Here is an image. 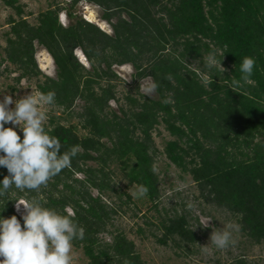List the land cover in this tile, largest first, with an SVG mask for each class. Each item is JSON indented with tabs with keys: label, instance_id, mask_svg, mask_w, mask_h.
I'll return each instance as SVG.
<instances>
[{
	"label": "trees",
	"instance_id": "1",
	"mask_svg": "<svg viewBox=\"0 0 264 264\" xmlns=\"http://www.w3.org/2000/svg\"><path fill=\"white\" fill-rule=\"evenodd\" d=\"M80 1L69 0V7ZM86 1L101 9L100 18L110 25V33L73 16L71 10L66 14L73 20L63 26L59 2L30 23L21 5H14L16 0H5L18 17L8 18L0 62L15 65L16 80L37 79L41 71L35 43L45 48L56 75L37 79L36 89L40 95L54 94L52 104L79 120L66 125L55 114L49 118L50 125L44 127L59 140L61 154L76 147L77 155L70 167L38 190L13 186L0 197V215H17L13 205L19 198L40 202L71 217L83 230V239L72 243L82 248L89 264H145L132 240L107 228L116 211L104 195L116 191L110 176V165L116 163L127 184L146 189L145 197L156 203L158 151L152 134L163 123L172 137L161 151L169 162L190 174L204 202L235 215L251 242H264V0ZM75 48L89 68L76 58ZM207 55L222 59L223 74L205 66ZM245 58L255 62L246 81L240 72ZM125 63L134 69V87L122 94L126 105L118 107V114L108 104L119 100L112 66ZM145 77L151 78L156 98L139 93L137 81ZM77 99L82 105L74 112ZM80 128L84 133L78 134ZM6 175L7 169L0 168V180ZM161 231L162 244L199 239L185 213L163 219ZM104 233L109 241L100 237Z\"/></svg>",
	"mask_w": 264,
	"mask_h": 264
},
{
	"label": "rangeland",
	"instance_id": "2",
	"mask_svg": "<svg viewBox=\"0 0 264 264\" xmlns=\"http://www.w3.org/2000/svg\"><path fill=\"white\" fill-rule=\"evenodd\" d=\"M54 2H59L62 6L58 14V20L63 26L68 25L73 20L66 14L68 10H71L73 16H80L86 20L88 13L97 15L98 19L107 26L106 29L108 30H104L111 32L110 25L100 18L101 9L86 0H81L72 8L69 7V0H16L14 5H21L22 16L30 23H35L37 14ZM10 16L18 17L15 8L7 4L5 0H0V59L4 57L6 32L10 28L7 22ZM94 23L99 24L98 22ZM74 52L82 56L79 48H75ZM34 56L41 71L37 79H42L43 75L55 77V64L47 50L35 43ZM45 56L49 59L47 63ZM81 56L80 58L85 60H82V64L89 68L88 61ZM209 56L207 55L206 57ZM194 64L196 62L191 63L192 67H194ZM112 69L118 76V80L115 81V91L119 100L111 99L108 104L110 110L119 114L118 107L122 104L126 105L122 94L134 87V69L130 63L115 64ZM18 74L19 71L15 65L9 61L3 59L0 62V99L7 95L11 96L15 102L30 95L34 97L40 95L36 89L37 79L35 77H22L20 80H16ZM137 82L139 93L153 98L157 97L150 77L141 78ZM81 105V100H75L74 112L79 111ZM11 107L14 108L15 103ZM40 110L46 113L44 125H50L49 118L54 114L60 117L59 122L62 124H78V117L69 116L67 112L62 111L61 108L54 104L41 105ZM67 117H69V121H67ZM17 132L22 137V132L19 129H17ZM82 133H84V130L80 128L78 134ZM152 137L158 151L155 156L154 166L159 178L160 197L156 203L149 201L144 194H141L136 185L127 184L118 164H111V182L116 191L108 192L107 195H104V198L107 202H110L116 212L113 213L109 220L107 228L110 231H122L129 240H132L135 250L140 254L145 264H212L216 261L221 264H231L239 258H243L245 264H264V242L259 244L251 242L240 231L235 215L226 209L204 202L203 198L199 196V190L190 174L181 171L177 166L170 163L161 152L164 142L172 138L164 128L163 123L156 126ZM88 164L95 165L91 161ZM76 176L83 177L81 173H77ZM91 191L93 195L97 194V190L91 189ZM126 194L130 196V199L127 200ZM17 201L25 200L24 198H19ZM16 203L15 201L13 205L14 212L21 216V212L25 210L21 206L20 212H17ZM66 210L69 213L71 212L69 207ZM182 213L186 214L199 239L194 243H180L179 245L171 240L167 244L160 243L158 238L162 234V220L168 216ZM213 232H228L230 234L228 245L224 248H217L212 244L210 238ZM100 237L105 241L110 240V235L107 233L100 234ZM71 256V264H89V260L83 253L82 248L75 246L73 243Z\"/></svg>",
	"mask_w": 264,
	"mask_h": 264
},
{
	"label": "clouds",
	"instance_id": "3",
	"mask_svg": "<svg viewBox=\"0 0 264 264\" xmlns=\"http://www.w3.org/2000/svg\"><path fill=\"white\" fill-rule=\"evenodd\" d=\"M74 53L81 61L77 52ZM221 60L212 55L204 63L207 68H217L223 74ZM254 63L252 58L242 61L243 80L252 75ZM53 101L52 93L30 95L15 102L7 95L0 99V168L8 172L0 180V197L6 196L13 186L18 190H38L46 186L50 178L70 167L71 159L77 155L76 147L61 154L59 140L45 130L46 113L40 106ZM17 129L22 132V139ZM146 191L141 189V194ZM16 202L17 212L21 206L25 210L19 219L17 215L7 218L0 215V264H71L72 242L83 239V230L78 229L71 217L40 202ZM210 239L217 248H224L230 234L213 232Z\"/></svg>",
	"mask_w": 264,
	"mask_h": 264
},
{
	"label": "bare ground",
	"instance_id": "4",
	"mask_svg": "<svg viewBox=\"0 0 264 264\" xmlns=\"http://www.w3.org/2000/svg\"><path fill=\"white\" fill-rule=\"evenodd\" d=\"M88 20L89 21H91V22H98L100 25H101V27L103 28V29H106V24H104L101 20H99L98 19V16L97 15H94V14H92V13H88ZM99 20V21H98ZM106 30H108V29H106ZM78 54V53H77ZM80 55V54H79ZM81 56V55H80ZM79 56V57H80ZM81 57H83V56H81ZM41 58V57H40ZM43 58V57H42ZM45 58H46V56H45ZM45 58H43L44 60H45ZM81 60H84L83 58L81 59ZM49 61V59H47L46 58V63ZM85 61V60H84ZM42 62V61H41ZM44 64V63H43ZM47 66V65H46ZM42 68H43V66H42Z\"/></svg>",
	"mask_w": 264,
	"mask_h": 264
},
{
	"label": "water",
	"instance_id": "5",
	"mask_svg": "<svg viewBox=\"0 0 264 264\" xmlns=\"http://www.w3.org/2000/svg\"><path fill=\"white\" fill-rule=\"evenodd\" d=\"M96 24H97V23H96ZM97 25L101 28V26H100L99 24H97ZM101 29H103V28H101ZM103 30H104V29H103ZM105 31H106V30H105ZM82 56L85 57V56L83 55V53H82ZM79 61H80V60H79ZM80 62L83 63L82 60H81ZM84 65H85V64H84Z\"/></svg>",
	"mask_w": 264,
	"mask_h": 264
}]
</instances>
